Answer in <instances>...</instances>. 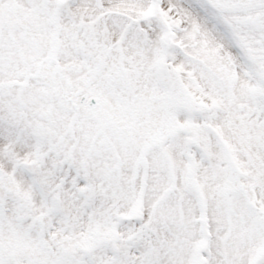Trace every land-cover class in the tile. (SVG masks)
Segmentation results:
<instances>
[{
	"label": "snow or ice",
	"instance_id": "obj_1",
	"mask_svg": "<svg viewBox=\"0 0 264 264\" xmlns=\"http://www.w3.org/2000/svg\"><path fill=\"white\" fill-rule=\"evenodd\" d=\"M0 264H264V0H0Z\"/></svg>",
	"mask_w": 264,
	"mask_h": 264
}]
</instances>
